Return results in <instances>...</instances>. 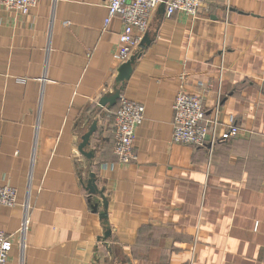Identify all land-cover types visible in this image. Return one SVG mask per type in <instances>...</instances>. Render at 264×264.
Listing matches in <instances>:
<instances>
[{
	"label": "crops",
	"instance_id": "1",
	"mask_svg": "<svg viewBox=\"0 0 264 264\" xmlns=\"http://www.w3.org/2000/svg\"><path fill=\"white\" fill-rule=\"evenodd\" d=\"M106 3L0 8V185L16 190L0 205L6 264H264V0H210L195 18L157 7L123 84ZM120 85L144 107L129 164L111 151L117 100L99 104ZM181 90L202 97L207 120L219 100L214 143L172 142ZM230 117L238 131L222 139ZM93 120L88 158L78 146Z\"/></svg>",
	"mask_w": 264,
	"mask_h": 264
},
{
	"label": "built area",
	"instance_id": "2",
	"mask_svg": "<svg viewBox=\"0 0 264 264\" xmlns=\"http://www.w3.org/2000/svg\"><path fill=\"white\" fill-rule=\"evenodd\" d=\"M39 0H0V8L20 16L29 15L30 10ZM210 0H107L106 16L103 22L104 30L112 20L120 22L118 33V48L113 52V59L121 64L131 55L138 52V45L148 29L153 11L161 2L164 3V13L171 16L181 13L190 18L197 17L204 5ZM219 100L215 106L214 118L206 119V109L201 96L179 91L172 103V135L174 143L200 146L209 141L217 140L216 126ZM113 119L114 130L112 153L119 164H129L135 160L133 140L137 127L144 118L142 104L130 101L120 94L115 109L109 114ZM238 129L234 119L229 118V125L221 138L227 139L236 135ZM16 203V190L8 185H0V205L13 206ZM28 216V204L23 205V217L19 227L21 240L25 232ZM20 245L22 246V241ZM12 247V235L0 230V264H6Z\"/></svg>",
	"mask_w": 264,
	"mask_h": 264
},
{
	"label": "water",
	"instance_id": "3",
	"mask_svg": "<svg viewBox=\"0 0 264 264\" xmlns=\"http://www.w3.org/2000/svg\"><path fill=\"white\" fill-rule=\"evenodd\" d=\"M158 8L164 11V3L161 2ZM149 43H150V39H149L148 33L145 32V34L143 35L142 39L139 42L138 47L140 50L144 49ZM139 55L140 53L137 52L131 55L127 60H125L119 65L116 71V76H115L116 84H123L124 81L128 78L131 68H132V64L134 63V60L136 59V57H138ZM120 88H121V85L119 88L115 89L113 93H110L109 95H103L99 100V104L101 106H106L107 103H109V105L113 106L116 100L120 96ZM95 129H96V120H93L89 127V130L84 135H82L81 143L78 146L80 152L88 158H91L93 156V151H85V149L89 145V138L92 135V133L95 131ZM86 189L90 195H99L101 204L103 205V209H104V212L101 214V216L104 217L106 215L105 209L107 206V200L103 196L102 190L100 191L97 190L93 173L89 174V178L86 182ZM98 204H99L98 201H95L92 203V207L94 211H97ZM105 234L108 235L109 231H107Z\"/></svg>",
	"mask_w": 264,
	"mask_h": 264
},
{
	"label": "trees",
	"instance_id": "4",
	"mask_svg": "<svg viewBox=\"0 0 264 264\" xmlns=\"http://www.w3.org/2000/svg\"><path fill=\"white\" fill-rule=\"evenodd\" d=\"M115 109V107H113V109L112 110H114ZM111 120H112V123H113V119L111 118ZM113 134H114V130H113ZM111 151H112V148H111ZM113 154V153H112Z\"/></svg>",
	"mask_w": 264,
	"mask_h": 264
},
{
	"label": "rangeland",
	"instance_id": "5",
	"mask_svg": "<svg viewBox=\"0 0 264 264\" xmlns=\"http://www.w3.org/2000/svg\"><path fill=\"white\" fill-rule=\"evenodd\" d=\"M109 117L112 118L111 115Z\"/></svg>",
	"mask_w": 264,
	"mask_h": 264
}]
</instances>
